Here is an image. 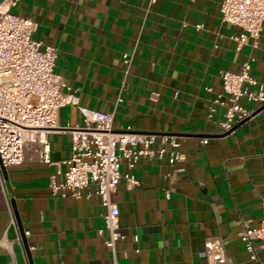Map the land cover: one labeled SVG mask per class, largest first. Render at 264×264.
<instances>
[{
    "label": "crops",
    "instance_id": "obj_1",
    "mask_svg": "<svg viewBox=\"0 0 264 264\" xmlns=\"http://www.w3.org/2000/svg\"><path fill=\"white\" fill-rule=\"evenodd\" d=\"M223 1L23 0L13 10L38 24L34 39L58 49L55 73L82 107L115 110V133L176 139L183 160L170 165L169 150L133 170L121 166L140 185L130 190L122 180L111 196L124 235L115 257L107 233L99 235L105 209L95 186L80 200L62 198L50 189L51 176L62 180L55 166L28 158L4 170L0 241H12L14 255L0 247V264H207L210 238L223 240L231 264H257L241 237L244 225L258 228L264 220V109L227 134L218 125L223 110L209 118L208 108L224 95L221 73H238L251 57L252 75L264 83V25L257 46L249 40L239 50L234 39L244 31L222 22ZM124 55L133 58L127 77ZM58 125L82 126L79 109H61ZM49 140L54 162L70 158L69 132Z\"/></svg>",
    "mask_w": 264,
    "mask_h": 264
},
{
    "label": "built area",
    "instance_id": "obj_2",
    "mask_svg": "<svg viewBox=\"0 0 264 264\" xmlns=\"http://www.w3.org/2000/svg\"><path fill=\"white\" fill-rule=\"evenodd\" d=\"M22 1L3 0L0 4V179L4 170L32 158L58 168L57 175H61L62 180L58 182L56 175L50 178L53 196L80 200L89 187L95 186L105 209L104 228L99 235L107 233L105 245L115 257L124 235L120 211L111 196L122 180L130 190L140 185L132 176L123 175L121 166L126 164L133 170L140 160L155 156L163 159L169 150H172L169 164L174 165L183 160L180 143L165 136L115 133V110L100 112L82 107L76 92L55 73L58 49L34 39L38 30L36 22L13 13ZM156 2L150 0L149 5ZM221 14L223 23L244 31L234 39L239 50L249 40L257 46L264 25V0H224ZM132 59L123 56L126 77ZM254 62L255 58L251 57L238 73H221L224 95L211 101L208 109L209 118H213L218 109L223 110V119L218 125L224 133H231L235 124L253 119L264 108V83L252 75ZM121 94L118 103L122 102ZM243 99L255 108H246ZM68 106L79 109L82 126L62 128L58 125L60 110ZM56 131H67L72 136L71 156L63 162H54L51 158L49 136ZM61 166L66 167L63 174L59 171ZM262 209L264 211V198ZM11 225L16 226L13 216ZM241 243L250 261L261 264L259 244L264 246V220L258 228L244 225ZM0 247L14 255L13 242L7 238L0 241ZM203 257L207 264H231L221 238L206 241ZM114 264H118L116 259Z\"/></svg>",
    "mask_w": 264,
    "mask_h": 264
},
{
    "label": "water",
    "instance_id": "obj_3",
    "mask_svg": "<svg viewBox=\"0 0 264 264\" xmlns=\"http://www.w3.org/2000/svg\"><path fill=\"white\" fill-rule=\"evenodd\" d=\"M263 109H264V108H262L261 110H263ZM261 110H259L258 113H259ZM227 134H229V133H227ZM13 207H14V204H13ZM14 213H15V217L17 218L18 224H19V226H20L22 242H23V244H24V246H25V249H26V252H27V254H28V243H27L26 239L24 238V231H23V228H22L21 225H20V221H19V218H18V216H17V212H16L15 207H14ZM28 258H29V260H30V255H29V254H28ZM30 264H32V262H30Z\"/></svg>",
    "mask_w": 264,
    "mask_h": 264
}]
</instances>
